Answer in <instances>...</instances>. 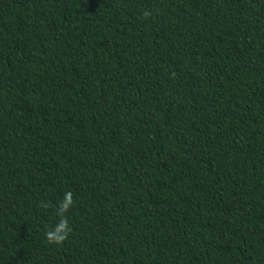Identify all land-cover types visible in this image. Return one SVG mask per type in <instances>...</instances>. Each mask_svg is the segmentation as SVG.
Segmentation results:
<instances>
[{
  "label": "trees",
  "instance_id": "trees-1",
  "mask_svg": "<svg viewBox=\"0 0 264 264\" xmlns=\"http://www.w3.org/2000/svg\"><path fill=\"white\" fill-rule=\"evenodd\" d=\"M0 264H264V0H0Z\"/></svg>",
  "mask_w": 264,
  "mask_h": 264
},
{
  "label": "clouds",
  "instance_id": "clouds-1",
  "mask_svg": "<svg viewBox=\"0 0 264 264\" xmlns=\"http://www.w3.org/2000/svg\"><path fill=\"white\" fill-rule=\"evenodd\" d=\"M70 203V199L66 198V202L64 205V208L66 209L67 204ZM63 223L55 229L54 233L50 234V239L54 240L55 242H59L61 239H63V236L60 235V233L64 230Z\"/></svg>",
  "mask_w": 264,
  "mask_h": 264
}]
</instances>
